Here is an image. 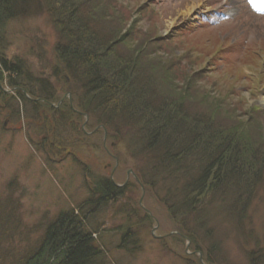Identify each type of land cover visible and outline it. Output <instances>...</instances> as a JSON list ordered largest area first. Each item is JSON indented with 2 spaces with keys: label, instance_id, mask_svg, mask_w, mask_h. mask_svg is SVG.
Returning a JSON list of instances; mask_svg holds the SVG:
<instances>
[{
  "label": "rangeland",
  "instance_id": "rangeland-1",
  "mask_svg": "<svg viewBox=\"0 0 264 264\" xmlns=\"http://www.w3.org/2000/svg\"><path fill=\"white\" fill-rule=\"evenodd\" d=\"M118 1L134 12L125 30L154 37L145 47L148 57L193 77L187 89L197 106L218 108L221 118L245 128L258 143L264 141V0ZM5 35L4 58L11 67L43 82L31 89L34 96L25 94V102L0 84L6 95H0V201L13 206L20 219L19 235L12 241L16 253L34 245L60 213L74 210L88 216V227L103 231L108 264H208L189 239H177L163 204L169 183L154 189L141 184L138 174L148 172L150 160L135 131L120 130L118 122L110 129L97 126L80 110V90L62 75H51L60 68L49 18L10 21ZM177 84L185 88L182 76ZM51 96L52 102L45 101ZM103 179L124 187L125 196L100 208L82 205L93 198V184ZM257 188L243 222L228 221L211 206L207 225L215 227L212 241L221 238L210 254L216 259L212 264H249L250 254L259 257L264 184ZM127 222L138 225L141 246L133 252L118 248L119 230Z\"/></svg>",
  "mask_w": 264,
  "mask_h": 264
},
{
  "label": "trees",
  "instance_id": "trees-1",
  "mask_svg": "<svg viewBox=\"0 0 264 264\" xmlns=\"http://www.w3.org/2000/svg\"><path fill=\"white\" fill-rule=\"evenodd\" d=\"M120 4L118 0H0V84L17 91L16 101L25 102V94H36L31 89L43 82L12 68L4 58L5 28L13 20L46 15L58 40L60 70L51 75H62L80 90V110L97 126L110 129L118 122L120 130L135 131L150 160L148 172L138 174L141 184L154 189L169 183L163 204L179 233L177 239H189L194 251L212 264L216 259L210 254L221 238L212 241L215 227L207 224L216 210L228 221L243 222L248 201L264 184V141L258 143L245 128L221 118L218 108L197 106L187 89L193 77L149 58L145 47L154 37L139 38V31H126L134 12ZM181 76L184 89L177 84ZM0 95L6 96L1 88ZM50 98L44 97L52 102ZM125 190L109 179L98 180L90 189L93 198L82 205L100 208L116 203ZM0 202V264H108L103 231L88 227V216L74 210L60 213L34 245L17 254L12 241L20 231V219L13 206ZM129 215L137 217V212L130 210ZM144 220L150 221L149 216ZM127 223L119 230L118 248L133 252L141 246L138 225ZM263 248L258 258L248 256L249 264H264Z\"/></svg>",
  "mask_w": 264,
  "mask_h": 264
}]
</instances>
